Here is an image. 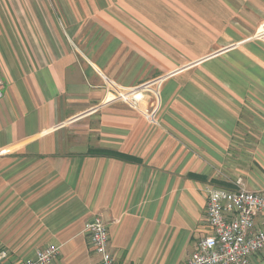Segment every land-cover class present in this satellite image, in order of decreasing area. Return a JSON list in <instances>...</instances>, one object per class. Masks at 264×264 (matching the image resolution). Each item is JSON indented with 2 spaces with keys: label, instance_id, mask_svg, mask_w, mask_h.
I'll use <instances>...</instances> for the list:
<instances>
[{
  "label": "crops",
  "instance_id": "1",
  "mask_svg": "<svg viewBox=\"0 0 264 264\" xmlns=\"http://www.w3.org/2000/svg\"><path fill=\"white\" fill-rule=\"evenodd\" d=\"M263 26L264 0H0L7 262L99 264V215L116 264H186L207 185L264 192ZM107 79L151 86L133 105Z\"/></svg>",
  "mask_w": 264,
  "mask_h": 264
},
{
  "label": "built area",
  "instance_id": "2",
  "mask_svg": "<svg viewBox=\"0 0 264 264\" xmlns=\"http://www.w3.org/2000/svg\"><path fill=\"white\" fill-rule=\"evenodd\" d=\"M260 34L256 36L264 37V32ZM105 82L108 94L133 105L151 86L146 82L134 87H124L110 79ZM4 86L0 75V99ZM149 119L156 122L154 113H150ZM236 185L235 188L206 186L205 215L210 231L200 238L186 264H251L253 256L264 250V192L247 189L241 178ZM87 229L94 249L100 255L99 264H116L108 250L107 223L98 215L87 224ZM57 252V246L47 245L37 249L23 264H49ZM7 258L8 252L0 249V264H9Z\"/></svg>",
  "mask_w": 264,
  "mask_h": 264
},
{
  "label": "rangeland",
  "instance_id": "3",
  "mask_svg": "<svg viewBox=\"0 0 264 264\" xmlns=\"http://www.w3.org/2000/svg\"><path fill=\"white\" fill-rule=\"evenodd\" d=\"M264 27V26H263ZM261 33V29H260V31L258 32V35ZM261 35V34H260ZM258 38H261L262 39V36H259ZM264 38V37H263ZM158 87L156 88V87H153V88H151V91H153L154 92V94H159L158 93ZM112 97V96H111ZM122 101H124V102H126V103H128L127 101H125V100H122ZM141 102V100L137 103V104H139ZM149 115H150V113H148V122H150V124L149 125H156V123L157 122H155V121H152V120H150L149 119ZM156 119V118H155ZM158 124V123H157Z\"/></svg>",
  "mask_w": 264,
  "mask_h": 264
},
{
  "label": "trees",
  "instance_id": "4",
  "mask_svg": "<svg viewBox=\"0 0 264 264\" xmlns=\"http://www.w3.org/2000/svg\"><path fill=\"white\" fill-rule=\"evenodd\" d=\"M102 152H106V151H102V150L97 151V153H102ZM115 154L120 155L119 153H115Z\"/></svg>",
  "mask_w": 264,
  "mask_h": 264
}]
</instances>
